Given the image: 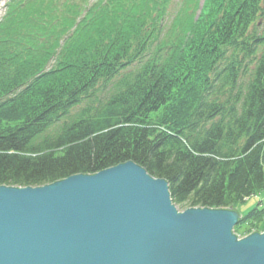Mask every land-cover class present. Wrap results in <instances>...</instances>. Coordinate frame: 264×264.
I'll list each match as a JSON object with an SVG mask.
<instances>
[{
    "label": "trees",
    "instance_id": "1",
    "mask_svg": "<svg viewBox=\"0 0 264 264\" xmlns=\"http://www.w3.org/2000/svg\"><path fill=\"white\" fill-rule=\"evenodd\" d=\"M199 1L10 0L0 185L132 161L180 207L264 189V0H205L196 16Z\"/></svg>",
    "mask_w": 264,
    "mask_h": 264
},
{
    "label": "water",
    "instance_id": "2",
    "mask_svg": "<svg viewBox=\"0 0 264 264\" xmlns=\"http://www.w3.org/2000/svg\"><path fill=\"white\" fill-rule=\"evenodd\" d=\"M228 208L180 212L168 181L129 161L43 186L0 185V264H264Z\"/></svg>",
    "mask_w": 264,
    "mask_h": 264
},
{
    "label": "rangeland",
    "instance_id": "3",
    "mask_svg": "<svg viewBox=\"0 0 264 264\" xmlns=\"http://www.w3.org/2000/svg\"><path fill=\"white\" fill-rule=\"evenodd\" d=\"M10 0H0V21L3 19L8 11V3ZM97 0H88L90 5L96 3ZM180 0H176L174 10L178 9ZM82 2V1H81ZM205 0L199 1V6L196 11V16L200 14V11L204 5ZM264 6V3H263ZM178 211L183 212L191 207H180L175 205ZM235 207L241 214L240 222L234 227V232L238 234L240 238L246 237L256 229L260 232H264V215L253 219L251 216L248 217L249 212L256 207L264 209V189L259 190L253 196L245 198L242 202L237 203ZM198 208V207H192ZM228 208V207H227Z\"/></svg>",
    "mask_w": 264,
    "mask_h": 264
},
{
    "label": "bare ground",
    "instance_id": "4",
    "mask_svg": "<svg viewBox=\"0 0 264 264\" xmlns=\"http://www.w3.org/2000/svg\"><path fill=\"white\" fill-rule=\"evenodd\" d=\"M51 184V183H50Z\"/></svg>",
    "mask_w": 264,
    "mask_h": 264
}]
</instances>
